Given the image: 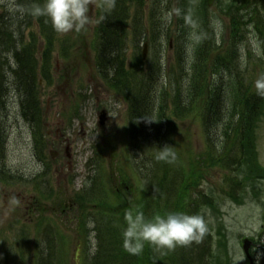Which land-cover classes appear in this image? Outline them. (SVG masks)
<instances>
[{
  "label": "rangeland",
  "instance_id": "obj_1",
  "mask_svg": "<svg viewBox=\"0 0 264 264\" xmlns=\"http://www.w3.org/2000/svg\"><path fill=\"white\" fill-rule=\"evenodd\" d=\"M23 1L0 0L5 9L10 10L20 9ZM165 1L166 5L171 4V7H174L175 0ZM221 1L224 3L227 0ZM90 2L89 0V5ZM95 2L92 0L94 7L91 11L88 9L89 25L76 32L78 35H74L73 32L65 36L56 34L60 38H67L66 44L72 47L65 48L59 42H54L51 49L54 58L49 68V76L53 74L54 83L44 90L42 97L50 142L44 152L47 164L35 156L31 130L21 118L17 97L11 96L6 99L7 106L3 110L7 139L5 167L10 175L21 176L26 181L12 185L14 188L3 187L0 183V228L3 229L0 230V264H22L19 254H15V258L11 254L22 247L27 255L34 249L39 252L46 243L43 236H46L45 238L51 241L57 250L56 257H49V264H88L87 260L98 249L102 264H132L123 236L128 226L127 217L131 212L128 207L132 200L137 198L136 183L139 185L140 180L143 183L148 180L143 179L140 173L158 168L157 164L160 161L156 158L165 149L175 154V159L171 163H165L169 176L184 169L190 170L191 166L197 168L200 179L189 198L201 193L203 200L209 201V204L204 206L200 197L199 202L191 200L189 205L191 209L194 208L196 214L205 217L208 224L206 235L199 243L193 242L188 246H179L171 252H166L171 256L181 255L182 252L189 255L197 248L201 249V253L202 249L206 254L211 249L216 252L219 240L216 230L221 227L226 237L231 264H247L241 249L243 237L253 239L255 245L251 248V253L256 261L254 264H262L264 179L248 177L244 181L240 180V177L246 174L248 164L241 165V157L237 150L224 153L222 124L213 127L210 140L202 131L199 116L195 118L189 114L178 119L177 126L172 127L166 134L163 144L165 146L152 143L143 148L135 144L131 148L126 105L121 94L108 87L98 77L93 66L94 52L91 48L90 26H93ZM191 2L190 8L193 10L200 0ZM237 2L238 0L235 1ZM150 3L151 0H145L144 5L149 6ZM128 6L132 11L134 6L136 7L135 1H129ZM216 11L215 6L208 10L211 24L217 32V45H222L228 38L225 29L228 19H217L214 16ZM234 11L241 15L245 14V11L242 13L239 8ZM256 23L259 26L264 20L261 21L257 17ZM32 30H35V27ZM131 30L129 26L128 41L132 38ZM249 30L242 41L241 37H238L237 53L231 67L223 66L220 73L213 75L218 82L223 79L228 86L226 77L229 76V80L235 79L242 90L250 81L254 86V81L264 68V42H261L254 24L249 26ZM170 41L172 44L170 38L164 39L165 47L163 46L161 53L163 54L161 60L167 64H171L174 57L172 49L166 47ZM145 42L148 43L145 61L149 62L151 58H155L154 53L159 44L153 45L155 50L153 53L152 45L147 40H139L137 51H134L129 42L127 58L130 60L133 56H138ZM189 46L191 47H188V51L192 53L193 44L190 43ZM257 50L260 55H257ZM188 57L191 58L189 55ZM41 65L39 59L38 68ZM166 71V77L172 78L171 72L168 69ZM220 85L224 94V88L221 83ZM101 110L106 111L108 116L103 127L98 124ZM176 142L180 144L175 145ZM219 143L222 145L217 148L215 144ZM256 144L257 162L264 166V117L257 128ZM50 146L56 155L49 160L47 149ZM160 146L163 149H160ZM42 172L44 174L38 181L29 180ZM232 180H235L236 185L232 186ZM79 193L88 200L84 210L78 208L75 201ZM116 196L117 201L113 203ZM36 197L38 199L34 200ZM232 197L236 199L233 200ZM146 202L150 210L161 208L165 204L164 200L158 203L154 195L149 196ZM103 203L113 206L105 207ZM40 218L42 225L37 227L36 223ZM145 218L151 216L145 215ZM45 228L47 231L41 236L40 232ZM22 229L26 233L21 231ZM151 250L153 255L163 256L159 260L169 256H165V250L153 246ZM222 251L224 254V249ZM223 254L221 258L224 264ZM198 258L199 260H189V264H199L200 260L211 264L209 257H205L204 261L199 255ZM26 264H37V259L28 260Z\"/></svg>",
  "mask_w": 264,
  "mask_h": 264
},
{
  "label": "trees",
  "instance_id": "obj_2",
  "mask_svg": "<svg viewBox=\"0 0 264 264\" xmlns=\"http://www.w3.org/2000/svg\"><path fill=\"white\" fill-rule=\"evenodd\" d=\"M129 1H135L133 12H130L128 6ZM145 0H103L100 7L97 10L98 21L96 29L94 30L92 45L95 50V66L98 73L105 76L108 86L115 91L125 94L126 100L129 102V117H130V135L132 145L139 144L140 148L145 145L165 144V131L164 121L167 116L165 114L166 98L168 97L167 90L158 85V79L164 70L159 58L161 50V38L165 36V29L163 26L162 13L164 11L162 0H151L149 6L144 5ZM36 5L43 6L44 1L31 0V5H26V11L23 13L27 17V22L14 30V36L10 41L0 39V99H3L1 92H7L6 80L1 78V74H5L4 66L11 74L12 85L18 91L24 94L21 101L22 113L24 117L33 121L37 116H40V110L38 108V79L36 73V60L34 57V50L36 44L29 41L25 43L22 39L23 31L21 27L29 25V21L35 18L37 21V28L42 34L46 48L43 53V79L49 80V64L50 56L47 53H51L53 49V43L58 40L56 32L53 31L51 22L44 16L32 15L31 7ZM179 11V18L175 23L174 36L178 41L184 39L185 34L188 32L187 18L185 17L186 5L188 0H177ZM246 1H240L241 7H244ZM238 7V5H237ZM236 15V14H235ZM15 18L23 20L22 16H14ZM233 22H236L235 18H232ZM129 20L131 26V41L133 47H137V40L142 37L151 41V44H159L157 47V61L151 60L148 63L147 68H144L145 63L140 57L134 59L129 68L126 67L124 62L125 48L128 45V28ZM3 16H0V33L6 32L4 28ZM13 26L17 25V22H13ZM25 28V27H24ZM13 31V30H11ZM12 33V32H10ZM164 34V35H163ZM66 39V38H65ZM63 39L61 44L65 41ZM185 41V40H184ZM60 42V39H59ZM68 47H72L68 45ZM195 53H192L193 59L186 61L185 45L176 48L175 52V66L178 68L177 79H175L176 87L173 88L175 97L179 96V103L173 102L175 108V115L182 108L183 110L188 107L192 101L203 100L205 114L209 115L212 108V103L215 102V97L222 92L221 85L211 79L212 72L219 69L220 65L225 64V60L221 54L212 56V50L209 40L196 46ZM6 54V56L4 55ZM27 54L26 60L22 59ZM7 55H10L8 58ZM11 55L14 60H10ZM3 84V85H2ZM185 90L183 89L185 86ZM178 90H180V95ZM185 91V93H183ZM235 102L234 107L238 108V104L241 103L245 109L240 110L242 114L240 117L245 118L246 115L250 118H256L259 115L260 103L252 102L244 94L238 93L236 88L232 89ZM185 96V102L182 95ZM35 95V97H34ZM177 111V112H176ZM253 126H249L250 130ZM1 133V131H0ZM147 139V141H145ZM137 142V143H135ZM141 142V143H140ZM144 145V146H142ZM249 160H248V173L249 177L264 178V168H262L254 155V151L249 148ZM2 150V147H1ZM0 150V158H1ZM157 159V158H156ZM158 160V159H157ZM158 162L159 167L163 172H159L160 168L154 170L151 173L152 182L149 187L155 188L156 193L161 194L165 191L164 186L167 183L168 175L166 172V161ZM165 166V168H164ZM159 170V171H158ZM195 168L191 166V170L181 175L177 185L174 180L169 181V185L165 186L167 189L165 194L166 204L168 209L177 210L183 208L185 201L193 200L195 202L200 201V194L189 198L193 189L196 188L200 179L199 172H195ZM158 172V173H156ZM183 176V178H182ZM174 195V196H173ZM79 200L83 201L84 198L79 196ZM196 204V203H195ZM161 210V209H160ZM196 254L198 251L194 249ZM193 254V258L196 257ZM204 256V255H203ZM117 257V256H116ZM132 264H149L155 262L159 257H153L151 245L145 244L144 250L140 255H132ZM153 258V259H152ZM214 260V259H213ZM212 260V262H213ZM192 264V263H191Z\"/></svg>",
  "mask_w": 264,
  "mask_h": 264
},
{
  "label": "clouds",
  "instance_id": "obj_3",
  "mask_svg": "<svg viewBox=\"0 0 264 264\" xmlns=\"http://www.w3.org/2000/svg\"><path fill=\"white\" fill-rule=\"evenodd\" d=\"M88 9L89 0H44L43 6L33 7L32 15L47 17L53 29L65 35L81 31L89 25ZM176 14L179 15V11ZM257 55H260L258 50ZM254 88L257 96L264 98V74L254 81ZM157 159L171 163L175 154L165 149L162 154H158ZM127 222L125 248L132 255H140L145 244L171 251L193 242L199 243L208 232V224L202 214L169 212L151 218L138 214L135 218L129 215Z\"/></svg>",
  "mask_w": 264,
  "mask_h": 264
},
{
  "label": "bare ground",
  "instance_id": "obj_4",
  "mask_svg": "<svg viewBox=\"0 0 264 264\" xmlns=\"http://www.w3.org/2000/svg\"><path fill=\"white\" fill-rule=\"evenodd\" d=\"M17 16H19V17L22 16V17H24V19L20 20L18 18H15L14 21L17 22L16 26L10 25V24H12L14 22L12 20V16L7 15V16L3 17V20L5 22L4 23V28L7 31L6 32L1 31L0 39L10 41L13 38V36H14L15 28H18V27L24 25L27 22V19H26L27 17L25 16V14L22 11H20ZM11 30H13V31H11ZM10 32H12V33H10ZM25 58H27V54L24 55V57L22 59L26 60ZM1 96L5 100L7 99V97L9 98L11 96H16L18 100L22 101L23 97H24V94H22L21 91H18L17 89H12L11 91L1 92ZM34 97H35V95H34ZM1 167H2V159L0 158V168Z\"/></svg>",
  "mask_w": 264,
  "mask_h": 264
},
{
  "label": "water",
  "instance_id": "obj_5",
  "mask_svg": "<svg viewBox=\"0 0 264 264\" xmlns=\"http://www.w3.org/2000/svg\"><path fill=\"white\" fill-rule=\"evenodd\" d=\"M212 1L213 0H208V3L211 4ZM100 117H101V124H102L104 122V114H102ZM247 245H248V243H245V245H244L245 250L247 249Z\"/></svg>",
  "mask_w": 264,
  "mask_h": 264
}]
</instances>
